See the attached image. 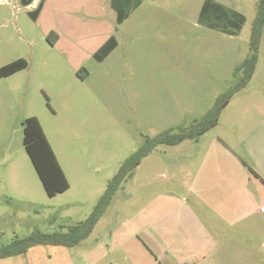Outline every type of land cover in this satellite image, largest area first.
Returning a JSON list of instances; mask_svg holds the SVG:
<instances>
[{
    "label": "rangeland",
    "instance_id": "1",
    "mask_svg": "<svg viewBox=\"0 0 264 264\" xmlns=\"http://www.w3.org/2000/svg\"><path fill=\"white\" fill-rule=\"evenodd\" d=\"M134 1L118 23L110 0H45L36 19L20 0H0V64L20 57L29 62L0 78V245L34 228L52 232L87 220L147 138L191 126L242 80L244 72L236 69L250 54L259 0H141L132 8ZM205 3L234 8L246 21L236 29L223 15L201 14ZM52 30L59 34L55 44ZM112 36L117 46L99 60V49ZM32 115L70 183L55 196L47 194L24 145L23 122ZM263 126L264 31L253 77L221 104L216 125L143 157L82 244L115 225L118 240L126 239L119 232L145 239L150 249L141 245L140 256L149 264H159L156 257L163 264L165 257L168 264L197 263L191 253L212 244L202 229L209 232L206 195L251 203L246 195L257 175L264 176V134L256 136ZM127 240L142 242L137 236ZM82 251L38 244L28 253L0 257V264H76ZM199 263L208 264L201 256Z\"/></svg>",
    "mask_w": 264,
    "mask_h": 264
},
{
    "label": "trees",
    "instance_id": "2",
    "mask_svg": "<svg viewBox=\"0 0 264 264\" xmlns=\"http://www.w3.org/2000/svg\"><path fill=\"white\" fill-rule=\"evenodd\" d=\"M32 1L33 0H22V3L28 5ZM128 1L129 0H111V5L117 12L118 23H122L129 14V10L126 9ZM44 2L45 0H40L39 5L34 10L29 11L33 19L37 18L43 8ZM140 3L141 0H135L132 8H137ZM208 12L227 17L231 26L236 29H240L246 21L245 14L225 5L217 6L205 3L201 14L205 15ZM263 31L264 0H259L256 16L252 24L250 54L236 69L237 72H244V76L239 83H237L229 92L220 95L213 108L206 112L202 118H197L195 123L191 126L181 124L154 137L147 138L146 143L133 152V154L120 167L114 179L109 183L101 204L97 207L95 213L87 220L81 221L74 226L61 225L60 230H54L52 232H42L38 228H34L28 236L16 237L9 243L1 244L0 257L5 258L25 253L30 247L38 244L74 246L90 235L118 188L128 176L133 175L136 166L139 165L143 157L153 152L158 145H176L188 139H197L212 128V126L216 125L221 104L230 99L234 93L244 88L253 77L258 62V49ZM49 37L53 44L59 40V34L55 30H52L49 33ZM117 44V38L115 36L110 37V39L99 49L97 53L98 59H105ZM28 65L29 62L24 57H20L3 65L0 64V78L10 76L28 67ZM23 128V141L26 151L28 152L47 194L55 196L58 193L66 191L70 187L68 177L44 131L40 119L35 115L26 117L23 122ZM64 229L66 230L63 231Z\"/></svg>",
    "mask_w": 264,
    "mask_h": 264
},
{
    "label": "crops",
    "instance_id": "3",
    "mask_svg": "<svg viewBox=\"0 0 264 264\" xmlns=\"http://www.w3.org/2000/svg\"><path fill=\"white\" fill-rule=\"evenodd\" d=\"M20 1L22 3V0ZM39 3L40 0H33L28 5H24L23 3L22 5L28 7L30 9L29 11H31L34 10ZM261 134H264V129L257 132L256 136L259 137ZM257 176L254 184L255 187L253 190L249 189L250 196L246 195V199L251 200L250 205L245 206V203H236L235 201H233V204H230L232 202L228 203L227 197L225 198L227 195H222V193L218 196L206 195L204 199L208 201L210 207L205 215L206 220L209 222V232H207L206 227L202 229L206 231L210 240L209 242L212 244H209L208 250L206 246L201 253L197 251L192 252L191 254L199 257L198 262L196 263L195 259L191 258L187 260V264H200V256L208 264H248L249 261L253 260L254 262L249 264H258L259 262L264 264V176ZM250 181H252V179H250ZM239 196L243 198L240 191ZM215 200L217 203L214 202ZM228 205H230V207ZM244 221H248L245 222L247 223L246 226L243 224ZM96 226L91 234L97 229ZM116 229L117 226L115 225L108 226L105 230L103 229L104 233L102 235L105 236L107 241L110 240L108 242L106 239L100 240L102 237V235H100L99 239L93 243L82 244L83 240H81L74 246H70V248L78 246L80 249H83L81 259L76 264H149L145 256H140L141 253H145L143 247L150 249L145 239L140 237L138 232H132L128 235L119 232L120 236H126V239L118 240L119 238L115 237ZM156 229L158 231V236L162 238L165 233L163 231V226L159 225ZM136 236L139 237L142 242H130L127 240L128 238H136ZM236 240H239L240 243H237ZM141 245H143V247ZM231 247L238 252L230 253L228 250ZM242 248H245V251H243ZM29 249L25 253H28ZM132 249H135L137 253L136 256H132ZM26 259L28 263L31 261L27 256L24 260ZM156 259L160 261L159 264H163V259L159 257H156ZM165 260L167 264L171 261L169 257H165Z\"/></svg>",
    "mask_w": 264,
    "mask_h": 264
}]
</instances>
